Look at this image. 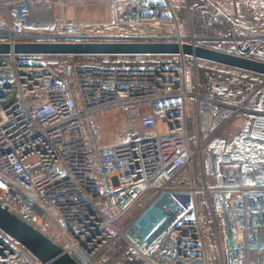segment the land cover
<instances>
[{"label":"built area","instance_id":"1","mask_svg":"<svg viewBox=\"0 0 264 264\" xmlns=\"http://www.w3.org/2000/svg\"><path fill=\"white\" fill-rule=\"evenodd\" d=\"M102 2L110 27L141 32L88 36L63 0H0V44L163 42L249 59L264 45L258 18L211 0ZM73 57L0 55V204L79 264L117 251L112 264H264V158L238 153L264 101L251 110L232 91L264 76L183 54ZM111 111L125 122L105 144L96 118ZM0 264L45 263L0 229Z\"/></svg>","mask_w":264,"mask_h":264},{"label":"water","instance_id":"2","mask_svg":"<svg viewBox=\"0 0 264 264\" xmlns=\"http://www.w3.org/2000/svg\"><path fill=\"white\" fill-rule=\"evenodd\" d=\"M17 56H101V55H179L196 57L244 72L264 76V62L218 50L190 45L180 47L163 42H85V43H28L11 47L0 44V55ZM0 229L22 244L37 260L45 264H79L63 249L31 225L22 221L0 204Z\"/></svg>","mask_w":264,"mask_h":264},{"label":"crops","instance_id":"3","mask_svg":"<svg viewBox=\"0 0 264 264\" xmlns=\"http://www.w3.org/2000/svg\"><path fill=\"white\" fill-rule=\"evenodd\" d=\"M221 7L223 12L229 17H242L247 20L259 19L260 30L264 31V0H241L242 6L237 7L230 0H211ZM65 3V14L70 20L78 19L84 25V33L88 36H109L133 30H119L110 27L112 21V11L108 4L102 0H63ZM119 32V33H117ZM259 56L264 58V45ZM250 104V103H249ZM252 110L254 107L249 105ZM248 144L257 146L260 152L251 151L246 143L242 142L238 146V153L251 157L254 161L260 162V157L264 158V141L262 139H249ZM264 161V159H263Z\"/></svg>","mask_w":264,"mask_h":264},{"label":"rangeland","instance_id":"4","mask_svg":"<svg viewBox=\"0 0 264 264\" xmlns=\"http://www.w3.org/2000/svg\"><path fill=\"white\" fill-rule=\"evenodd\" d=\"M134 33H140L141 30L139 28L136 29H132ZM119 33V32H117ZM74 60V58H69ZM49 60V61H48ZM47 61L51 64H57L61 61V59L59 58H49ZM75 61V60H74ZM244 84V85H243ZM240 85H235L232 87V91L234 94H239L238 92L240 91L241 93L239 95H242L243 97H248L249 101H250V106L254 107V108H258L261 107V104L264 101V86L261 87L260 89H254L256 88V84L254 83H243ZM192 115V114H191ZM97 122L100 124L103 133H104V138H105V144H112L115 142H118L121 140V135H122V125L125 122V119L123 118V116L121 115V113H119L118 111H111L105 114L100 115L99 117L96 118ZM192 123H193V118L189 117V126L192 127ZM252 127V135L250 136L251 139H264V121H258L254 124L251 125ZM190 135H193V132L190 130ZM249 137V138H250ZM149 201V197L144 198L141 201V205L146 204ZM138 210V209H137ZM136 210V211H137ZM203 214L206 215V217L208 218L210 215V211L209 209H207V207H203ZM136 211H133L131 214H129L125 219H124V224H127L129 222V220L132 218V216L134 215V213ZM211 230H212V225L210 223L206 224L204 227V233L206 235V239H207V243L210 249L211 254L213 255V257L215 259H218V248H217V243L215 241V238L213 237V235H209V233L211 234ZM118 251L114 252L113 254V259L112 261H110V264L113 263L114 260L118 259Z\"/></svg>","mask_w":264,"mask_h":264},{"label":"trees","instance_id":"5","mask_svg":"<svg viewBox=\"0 0 264 264\" xmlns=\"http://www.w3.org/2000/svg\"><path fill=\"white\" fill-rule=\"evenodd\" d=\"M195 23H196V29L198 30V32L202 33L204 31L203 20H202V18L199 15L196 16ZM215 32H216V28H213V29L209 30V33H211V34H213ZM218 49L221 50V51H226L225 47H221V48H218ZM50 58H58V56H50ZM73 58H74L76 63H79L81 60H83V56H74ZM254 59L264 62V58H262V57H255Z\"/></svg>","mask_w":264,"mask_h":264}]
</instances>
